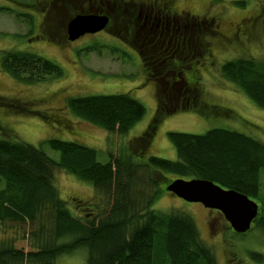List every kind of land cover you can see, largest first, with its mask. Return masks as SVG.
<instances>
[{
  "label": "rangeland",
  "instance_id": "374dc122",
  "mask_svg": "<svg viewBox=\"0 0 264 264\" xmlns=\"http://www.w3.org/2000/svg\"><path fill=\"white\" fill-rule=\"evenodd\" d=\"M238 1L176 0V7L188 13L182 19L192 21L197 27L192 42L195 51L182 61L177 60L182 66L180 77L187 83L181 85L177 75L163 79L160 75L172 65L167 64L162 66L159 75L152 72L151 77L157 80L155 86L146 74L153 66L149 57L154 43L150 42L151 36L145 38L146 33L140 31L144 11L136 24L135 36L131 32L134 29L127 25L128 17L122 19L120 8L111 12L118 16L117 22L113 23L115 26L109 22L103 33L84 35L71 42L66 36V24L79 9L82 15H95L94 0L91 3L73 0L75 7L69 6L66 0H14L15 3L0 0V6L10 7L16 14L31 18L33 24L28 28L24 21L0 13V51L32 52L57 63L64 70L62 79L24 85L0 69V139L40 147L54 160L59 159V153L40 144L50 139L71 141L101 150L99 161L105 162L108 153H123L129 142L147 131L155 118L157 97L161 96L166 98L167 111L172 112L155 124L143 159L149 156L176 158L168 132L199 135L220 127L246 134L264 145V110L243 93L236 92L220 74V68L227 60L240 57L264 59V0H245L242 6ZM198 18L200 20L196 22L194 19ZM90 47L94 49L87 52ZM169 79L170 82L175 80L173 88L177 91L172 90L170 83L163 85ZM196 80L192 87L190 84ZM177 93L179 95L174 98ZM114 94H129L145 107L143 118L123 135L106 133L76 118L66 108L70 98ZM173 106H178L175 111ZM112 182L110 187L116 191V183ZM259 184L264 197V170L259 171ZM54 186L73 214L72 199L87 202L94 195L90 184L64 171L54 173ZM163 187L159 196L162 200L158 205V199L154 208L179 210L190 215L200 236L211 244L218 264H256L247 254L264 252V231L257 225L252 224L249 231L237 235L217 212L203 208L199 203H187ZM12 234L0 231V241L12 238ZM127 237V229H120L86 249L39 264H86L87 257L97 264L103 255L118 251ZM110 245L111 248L106 249ZM14 246L29 250L22 240L14 241ZM1 264L27 263L6 257Z\"/></svg>",
  "mask_w": 264,
  "mask_h": 264
},
{
  "label": "trees",
  "instance_id": "16d2710c",
  "mask_svg": "<svg viewBox=\"0 0 264 264\" xmlns=\"http://www.w3.org/2000/svg\"><path fill=\"white\" fill-rule=\"evenodd\" d=\"M66 3L75 7L73 0ZM245 3L238 1L241 6ZM0 13L33 27L31 18L16 14L10 7L0 6ZM114 13L109 15L112 24L118 19ZM121 16L128 17L124 12ZM127 25L134 29L131 32L135 36L137 25L132 16ZM0 69L24 85L48 83L64 76L57 63L24 51H0ZM220 74L236 92L264 110V59L227 60ZM157 101L155 118L147 131L129 142L123 153H108L105 162L99 161L101 150L71 141L50 139L40 144L59 153V159L54 160L40 147L0 139V231L13 232L12 238L0 241V264L6 257L39 264L86 249L120 229H127L128 237L118 251L103 255L97 264H218L211 244L200 236L190 215L154 208L162 185L166 188L176 179L207 180L246 196L258 209L252 224L264 231V197L259 189L264 145L246 134L220 127L199 135L168 132L176 158L143 159L155 124L172 112L167 111L161 96ZM177 107L172 108L175 111ZM66 108L76 118L115 136L128 132L145 114V107L129 94L70 98ZM56 171L73 175L93 188L89 201L71 200L74 214L54 186ZM112 181L116 191L110 187ZM20 240L28 244V251L15 248L14 241ZM247 256L253 263L264 264V252H248ZM86 264H93L89 257Z\"/></svg>",
  "mask_w": 264,
  "mask_h": 264
},
{
  "label": "flooded vegetation",
  "instance_id": "af4514ba",
  "mask_svg": "<svg viewBox=\"0 0 264 264\" xmlns=\"http://www.w3.org/2000/svg\"><path fill=\"white\" fill-rule=\"evenodd\" d=\"M89 2L91 3L92 0H89ZM177 3L176 0H94V14L95 16H107L109 23V15L111 12L122 8L124 16H132L137 24L141 20L142 12L144 11L145 14L144 18H142L140 31L146 33L145 38L146 36H151L150 42L154 43V46L151 47L152 56L149 57L153 66L150 68L151 71H147V75L151 77L153 75L152 72H154L155 75H159L162 71L163 65L172 64L160 76H163L164 79L165 77L177 75L179 80L185 84L187 82H184L180 77L182 74L180 73L182 66L178 64L177 60L182 61L185 57L195 51L192 42L195 40L193 35L194 30L196 31L197 27H195L192 21H184L182 19L184 17L183 15L187 12L178 9L176 7ZM79 14L81 15L82 12H78L77 15ZM197 20L199 21L200 19L198 18ZM107 26L102 31L107 30ZM145 52H147V50H145ZM197 81L198 80L190 85L194 87ZM169 83L172 85V90L177 91L173 88L175 80H171V82L170 79L166 80V83L164 82L163 85L167 86ZM168 96L171 98L170 92L168 93ZM174 98H176L175 95Z\"/></svg>",
  "mask_w": 264,
  "mask_h": 264
},
{
  "label": "water",
  "instance_id": "95a60500",
  "mask_svg": "<svg viewBox=\"0 0 264 264\" xmlns=\"http://www.w3.org/2000/svg\"><path fill=\"white\" fill-rule=\"evenodd\" d=\"M107 23L106 16L77 15L67 24L68 40L100 32ZM166 191L187 203H199L203 208L220 212L237 234L246 233L258 214L257 205L246 196L223 190L207 180L176 179L166 186Z\"/></svg>",
  "mask_w": 264,
  "mask_h": 264
},
{
  "label": "bare ground",
  "instance_id": "6f19581e",
  "mask_svg": "<svg viewBox=\"0 0 264 264\" xmlns=\"http://www.w3.org/2000/svg\"><path fill=\"white\" fill-rule=\"evenodd\" d=\"M150 79L149 80H151L153 83H154V85L156 86V83H157V80L155 79V78H153V77H149ZM148 80V81H149ZM157 88V87H156ZM158 91V90H157ZM164 90H162L161 92H163ZM179 95V93H177V94H175V96L177 97Z\"/></svg>",
  "mask_w": 264,
  "mask_h": 264
}]
</instances>
